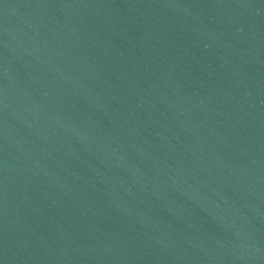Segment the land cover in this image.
<instances>
[{"label":"water","instance_id":"water-1","mask_svg":"<svg viewBox=\"0 0 264 264\" xmlns=\"http://www.w3.org/2000/svg\"><path fill=\"white\" fill-rule=\"evenodd\" d=\"M0 264H264V0H0Z\"/></svg>","mask_w":264,"mask_h":264}]
</instances>
